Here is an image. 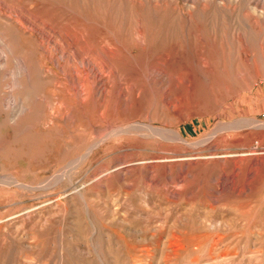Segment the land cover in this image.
<instances>
[{
	"label": "rangeland",
	"instance_id": "374dc122",
	"mask_svg": "<svg viewBox=\"0 0 264 264\" xmlns=\"http://www.w3.org/2000/svg\"><path fill=\"white\" fill-rule=\"evenodd\" d=\"M193 1L197 10L185 0L77 4L92 19L80 16L79 31L94 35L104 105L84 98L57 115L51 86L34 113L28 159L0 155V180L9 183L0 184V264H264V0ZM22 2L34 13L40 3L53 8L50 22L74 7ZM123 47L130 52L120 56ZM119 82L128 106L117 115ZM139 100L158 116L132 109ZM172 101L183 107V141L114 133L173 127ZM11 174L30 188H17Z\"/></svg>",
	"mask_w": 264,
	"mask_h": 264
},
{
	"label": "bare ground",
	"instance_id": "6f19581e",
	"mask_svg": "<svg viewBox=\"0 0 264 264\" xmlns=\"http://www.w3.org/2000/svg\"><path fill=\"white\" fill-rule=\"evenodd\" d=\"M17 1L18 0H0V155L2 158L8 160L10 163H15L19 160L28 159V148L32 143V139L30 137L32 135L29 133V131L31 132L32 130L29 129L31 128V123L34 122V113H36L40 109H43L44 106L48 105L47 99L51 98V96L48 95V89L51 86L54 87V98H56L57 101V111H54L55 113L58 112L57 115H60L59 113H63V110L74 108L76 109V101H79L80 99L85 98L84 102L87 101L88 103H90L89 105L94 104L95 106L99 104L98 101L102 102V100L103 102L100 103V105H104L106 97L104 90L102 91V88L98 87V82L96 79L98 76L95 64L96 54L93 49L94 35L84 37L80 35L79 31L80 16H82V18L84 19L86 18L87 22H90L92 19L88 15H82L79 12L77 4H79V2H83L84 5L87 6L88 2L90 1L96 6V2H94V0H70L71 2L74 1V7L72 8L71 4L69 5L68 3L67 8L63 9L62 13L59 12L57 14L56 20L54 22H50L49 20L51 18L49 15V10L53 11V8L50 9V7L47 6L45 3H40L39 7L37 8V12L34 13L31 11L27 3L22 2L21 4H17ZM156 1L157 4L159 2H164V0ZM185 4L188 7L194 9L197 6V3L193 0H185ZM166 8L170 10L168 7ZM167 9L164 10L165 13L167 12ZM218 9H220V7H218ZM171 11L173 10L171 9ZM180 12V14H186L182 10ZM199 12V14H204L201 10ZM171 14H173V12ZM171 14H169V16ZM190 23L191 22L189 21V24ZM247 26L251 27L250 24ZM114 41H116V39H114ZM156 43L157 38L154 39V44ZM217 45H219V42ZM129 50L130 49H128L127 47H123L121 49L120 56L125 52H128ZM143 50H145V48ZM162 52L163 50L160 53ZM136 53L134 52L133 56L131 55V59H139V56ZM216 56H218V58L221 57L220 54H216ZM201 57L202 56H200V58ZM158 58L159 57H157L156 59ZM176 58H178V56ZM144 61H147V57ZM152 66L154 65L152 64ZM104 67L108 66L105 64ZM154 68L157 69L158 67ZM132 69L134 68L132 67ZM60 71L64 73L65 80L59 74ZM135 71H137V69H135ZM116 75H118V72L116 73ZM123 89L124 88H122V85L119 82L115 91V113L117 115H120L122 111L123 113L126 112V108L124 107V105L128 106V100H123ZM131 89L139 93V96L137 97H140V95L142 94V90L135 84L132 86ZM127 91L130 92V90L128 89ZM183 101L184 100L177 101V103L179 102V106H184L183 112H185L187 111L188 107H185L186 103H182ZM134 102L135 101H132L133 105H130L132 109H134L136 112H142L143 115L147 113L148 116L152 115V117L154 118L158 116V107L156 105H153L150 100H148V102H145V100H142L140 102L136 101V103ZM168 104V108L171 110L173 109L170 107L176 105H174L173 101L169 102ZM188 105L190 106V104ZM182 109L179 110L178 108V110H173V113H175L176 115L175 118L177 119V121H175V124L170 123V126L173 127H155L153 124L146 123V128L144 129H147L148 133L143 134V126L141 127L128 123L130 125L125 128H121L120 130L114 129V133H123L128 135L134 133L136 135L141 136L136 137L142 141L143 139H147L153 136L161 137L163 140L166 141L173 139L175 141H183L184 139L181 132V125L185 122L184 118H182ZM139 116L141 115L139 114ZM226 125L227 124H224V122L220 121L217 126L219 128L220 126L223 127ZM253 125H255V123H253ZM11 133H14V136L9 138ZM17 144L19 145V147H16ZM96 145V143L89 144L87 152L83 156H81V158L84 160H88L90 155L92 154L93 148ZM81 158L79 157V159ZM0 178H2V176H0ZM53 178H55V183L59 182V176H55ZM8 180H10L12 183H15L17 188H23L24 190L30 188V184L24 183L19 176H16L14 174H11L10 177H8ZM0 184L9 185L8 182H2V180H0Z\"/></svg>",
	"mask_w": 264,
	"mask_h": 264
}]
</instances>
